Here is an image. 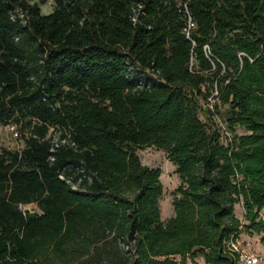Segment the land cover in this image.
<instances>
[{"label":"trees","instance_id":"trees-1","mask_svg":"<svg viewBox=\"0 0 264 264\" xmlns=\"http://www.w3.org/2000/svg\"><path fill=\"white\" fill-rule=\"evenodd\" d=\"M45 1L0 0V122L28 129L0 151V264H239L229 240L264 231V0ZM150 145L180 174L166 221Z\"/></svg>","mask_w":264,"mask_h":264},{"label":"rangeland","instance_id":"rangeland-1","mask_svg":"<svg viewBox=\"0 0 264 264\" xmlns=\"http://www.w3.org/2000/svg\"><path fill=\"white\" fill-rule=\"evenodd\" d=\"M31 2L39 0H30ZM41 12L48 14L53 10V0L40 2ZM204 118V115L201 114ZM243 128H238V132H242ZM25 134H28V129L24 125H16L14 123L0 122V151L4 148L20 149L25 143ZM137 152L142 157V162L158 165L161 167V181L164 186V192L159 200L161 202L162 216L167 219L174 214L173 191L180 183V174L176 170V164L168 157V155L155 145L138 148ZM23 209L40 210L38 205L33 203L22 204ZM241 239L248 241L253 247L260 251H264V231L248 233L244 231ZM184 260V258H181Z\"/></svg>","mask_w":264,"mask_h":264},{"label":"built area","instance_id":"built-area-1","mask_svg":"<svg viewBox=\"0 0 264 264\" xmlns=\"http://www.w3.org/2000/svg\"><path fill=\"white\" fill-rule=\"evenodd\" d=\"M140 6H142L140 4ZM185 13L187 17V26H186V32L190 36L191 29L195 25V20L193 17H191L190 12L187 8V5L185 4ZM137 15L134 16V19L136 20ZM12 18H20V20L24 23L27 22L28 14L27 11H25L22 7H16L12 11ZM215 94L210 95L209 97V105L213 107V104L217 100V92H214ZM222 129L224 133L229 134V131L227 130V125L222 124ZM64 140V139H63ZM72 144H74V141H72ZM54 149V147H53ZM230 251L233 252L239 262V264H264V251L263 250H256L253 245H251L248 241H243L239 236L233 237L228 242Z\"/></svg>","mask_w":264,"mask_h":264},{"label":"crops","instance_id":"crops-1","mask_svg":"<svg viewBox=\"0 0 264 264\" xmlns=\"http://www.w3.org/2000/svg\"><path fill=\"white\" fill-rule=\"evenodd\" d=\"M140 155V154H139ZM141 156V155H140ZM141 158V160H142V157H140ZM143 161V160H142ZM143 163H145V162H143ZM146 164H148V163H146ZM150 166H151V164H149ZM152 166H154V165H152ZM156 166H158V165H156ZM160 167V166H159ZM161 168V167H160ZM162 175V174H161ZM180 181H181V179H180ZM161 199V198H160ZM160 206H161V202H160ZM235 213H236V215H238V217L239 218H241L242 220H244V207H243V203L242 202H238L237 204H236V206H235ZM161 217H162V219L163 220H167L168 219V217H167V219H165L163 216H162V209H161ZM240 237H242V233L240 234ZM177 258L178 259H181V257L180 256H177ZM183 264H208V262L205 260V257L203 256V255H199V256H196L195 258H194V261L192 260V258L189 256V255H187V256H185L184 257V260H183Z\"/></svg>","mask_w":264,"mask_h":264}]
</instances>
